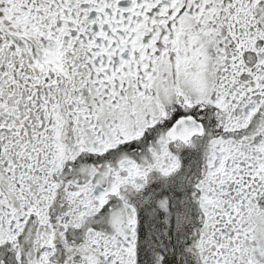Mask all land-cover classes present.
<instances>
[{
	"label": "snow or ice",
	"instance_id": "obj_1",
	"mask_svg": "<svg viewBox=\"0 0 264 264\" xmlns=\"http://www.w3.org/2000/svg\"><path fill=\"white\" fill-rule=\"evenodd\" d=\"M0 264H264V0H0Z\"/></svg>",
	"mask_w": 264,
	"mask_h": 264
}]
</instances>
